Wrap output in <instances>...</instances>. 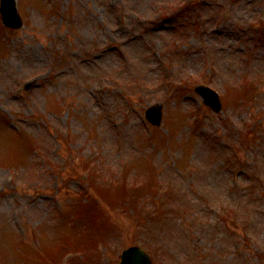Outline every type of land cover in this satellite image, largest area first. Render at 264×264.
Returning <instances> with one entry per match:
<instances>
[{
	"label": "rangeland",
	"instance_id": "obj_1",
	"mask_svg": "<svg viewBox=\"0 0 264 264\" xmlns=\"http://www.w3.org/2000/svg\"><path fill=\"white\" fill-rule=\"evenodd\" d=\"M171 2L189 22L178 48L166 43L171 14L158 31L139 26ZM182 2L16 0V30L0 16V264H119L130 245L154 264H264V43L253 30L234 39L264 0ZM238 74L255 80L234 88ZM187 77L216 90L222 112L194 86L172 92ZM154 102L160 126L144 118ZM244 129L236 164L247 174L230 195L224 162ZM229 198L238 213L226 229L202 201Z\"/></svg>",
	"mask_w": 264,
	"mask_h": 264
},
{
	"label": "water",
	"instance_id": "obj_2",
	"mask_svg": "<svg viewBox=\"0 0 264 264\" xmlns=\"http://www.w3.org/2000/svg\"><path fill=\"white\" fill-rule=\"evenodd\" d=\"M0 12L2 14L3 23L12 28H20L22 21L17 13L15 0H2ZM197 91L204 97V102L213 109L220 110V104L217 95L209 88H198ZM148 119L159 124L160 108H151L147 111ZM149 256L139 247H130L121 255V264H150Z\"/></svg>",
	"mask_w": 264,
	"mask_h": 264
}]
</instances>
